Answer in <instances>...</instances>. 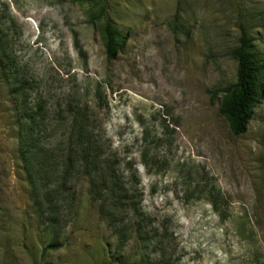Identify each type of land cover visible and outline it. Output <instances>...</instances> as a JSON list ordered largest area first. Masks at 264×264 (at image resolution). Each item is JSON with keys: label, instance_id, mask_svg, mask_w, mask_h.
<instances>
[{"label": "rangeland", "instance_id": "374dc122", "mask_svg": "<svg viewBox=\"0 0 264 264\" xmlns=\"http://www.w3.org/2000/svg\"><path fill=\"white\" fill-rule=\"evenodd\" d=\"M244 32L264 59V0H0V264H264V94L239 138L220 115ZM17 81L51 118L87 109L142 236L113 228L85 178L68 228L44 230Z\"/></svg>", "mask_w": 264, "mask_h": 264}, {"label": "trees", "instance_id": "16d2710c", "mask_svg": "<svg viewBox=\"0 0 264 264\" xmlns=\"http://www.w3.org/2000/svg\"><path fill=\"white\" fill-rule=\"evenodd\" d=\"M105 40L107 58L113 61L122 42L111 27L106 28ZM232 55L238 64L237 79L235 84L219 92L220 115L231 134L239 138L246 134L263 98L264 59L246 32ZM32 90L29 81H17L11 95L21 102L18 105V150L40 225L55 235L68 228L76 202L75 184L85 178L90 184L93 201L100 203L102 214L113 228L123 233L132 227L142 236L143 222L136 219L128 224L125 222L130 214L143 215L123 186L115 164L107 155L105 138L95 133L87 109L70 105L60 118H51L45 105L28 101L27 95Z\"/></svg>", "mask_w": 264, "mask_h": 264}]
</instances>
